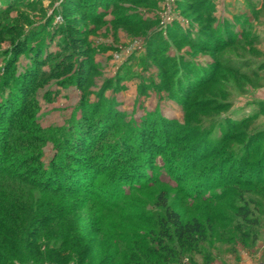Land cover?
<instances>
[{"label": "rangeland", "instance_id": "1", "mask_svg": "<svg viewBox=\"0 0 264 264\" xmlns=\"http://www.w3.org/2000/svg\"><path fill=\"white\" fill-rule=\"evenodd\" d=\"M93 1L0 0V79L7 71L16 79L27 73L36 86L40 65L43 73L56 72L38 83L29 120L60 139L81 129L96 132L88 136L89 149L96 146L92 138L114 125L118 130L110 133L117 137L151 120L182 126L173 135L201 132L207 144L195 153L192 144L163 150L148 140L141 162L147 169L135 179L102 177L98 167L99 174L92 169L77 186L80 195L35 193L86 205L89 224H103L95 262L116 253L113 264H128L125 250L136 238L157 237L153 226L163 215L158 198L164 194L184 221L198 219L205 230L196 252L170 264H264V0H104L97 8ZM228 24L232 41L224 33ZM21 81L7 90L16 101ZM9 95L0 94V104ZM168 131L155 135L158 142ZM41 153L48 167L56 155L52 144ZM194 154L201 159L196 172ZM171 155L185 160L190 175L182 183L166 170ZM211 176L218 182L213 187ZM97 229L90 231L97 235Z\"/></svg>", "mask_w": 264, "mask_h": 264}, {"label": "trees", "instance_id": "2", "mask_svg": "<svg viewBox=\"0 0 264 264\" xmlns=\"http://www.w3.org/2000/svg\"><path fill=\"white\" fill-rule=\"evenodd\" d=\"M103 1L93 2L97 8L101 7ZM231 30L228 24L224 28L225 35L230 37ZM212 39L218 41L216 36H212ZM226 41H232L231 37ZM37 59L33 58L30 64L32 71ZM58 66L56 65L55 68V64L52 63L51 67L56 70ZM14 67L15 65H12L10 69L13 72L11 76L16 74ZM42 67L40 65L38 69V73L42 76L38 83H43L45 78H53L56 73L52 70L51 73L49 72L50 75L43 73L40 71ZM9 72L7 71L3 80L0 79V88L5 87V91L0 92L1 96L10 94L9 99H2L3 102L0 104V264H68L75 259H77L75 264H113L115 257L118 256L116 253L108 254L105 258L99 259L98 263L95 262V259L100 257V245L106 232L101 222L89 224V211L86 205L76 207L70 205L69 201L48 199L57 198L61 194L80 195L82 190L77 186L83 187L85 175L94 168L99 174L101 170L99 171L98 167H101L103 174L101 176L107 178L108 175L112 178L120 175L121 178L135 179L143 175L147 168L141 162L145 160L143 149L148 140L151 145L155 142L154 145L161 149H169L174 145L175 149L185 151L189 144H192V149L196 153L195 150L200 151L201 145L204 149L207 144L203 134L192 130L193 132H189L187 136L173 135L174 130L182 126L151 120L147 121L143 128L129 126L127 134L117 137L110 133L112 128L118 130L114 125L97 136V140L96 132L84 134L83 129L81 132L78 131L77 137L69 135L60 139L57 137V132H53L52 136L44 135L46 132L37 126L35 120H29L30 116L27 115L32 111L36 99L35 91L41 89L40 85L37 83L35 86L34 81L30 83L27 73L25 76L23 74L21 87L18 88L22 98L20 100L17 98L19 101L17 102L15 100L17 94L7 93V90L9 88L14 90L17 87L13 85L14 81L21 77L18 76L16 79L15 75L10 78ZM27 89H31L30 94L26 93ZM97 109L91 121L97 119L101 107ZM99 117L98 122L101 124L102 117ZM88 127L89 124L86 123L84 129L88 130ZM166 129L169 131L164 133L165 142H158L160 136L158 139L155 135L157 133L162 135ZM37 131L44 135V139H39ZM184 131L186 130L181 132ZM92 135L95 136L92 139L96 146L89 149L91 145L88 136ZM48 143L52 144L56 155L50 165L45 167L41 160L43 156L41 152ZM78 155H83L85 158L79 159ZM193 160L195 162L190 169L196 172L201 159L194 154ZM134 161L138 162L135 164ZM164 161L168 173L181 183L190 175L183 169L186 168L185 160H181L178 156L171 155ZM173 162H177L176 167L172 165ZM141 178L144 179L145 176ZM212 179L214 176L209 178V184L213 187L218 182L211 183ZM36 191L40 195L44 194L42 196H47L48 199L41 198L35 193ZM158 201L163 215L157 219L153 229H157L159 233L157 237L143 234L136 238L133 248L125 250L124 255L126 253L130 255L127 258L128 264H148L147 262L153 258L162 264H170V260L189 252H196L204 238L205 230L198 219L184 221L181 214L169 205L164 194L159 196ZM61 202H66L67 209L60 207ZM98 202L101 203L99 200ZM91 227H98L97 231L95 230L97 235L90 231ZM143 260L147 262L143 263Z\"/></svg>", "mask_w": 264, "mask_h": 264}]
</instances>
